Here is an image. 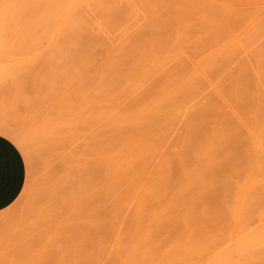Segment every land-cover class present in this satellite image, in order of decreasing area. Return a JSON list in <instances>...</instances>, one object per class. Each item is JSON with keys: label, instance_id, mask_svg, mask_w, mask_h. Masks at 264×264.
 Listing matches in <instances>:
<instances>
[{"label": "rangeland", "instance_id": "rangeland-1", "mask_svg": "<svg viewBox=\"0 0 264 264\" xmlns=\"http://www.w3.org/2000/svg\"><path fill=\"white\" fill-rule=\"evenodd\" d=\"M0 9V121L27 164L0 264H264V0Z\"/></svg>", "mask_w": 264, "mask_h": 264}, {"label": "crops", "instance_id": "crops-1", "mask_svg": "<svg viewBox=\"0 0 264 264\" xmlns=\"http://www.w3.org/2000/svg\"><path fill=\"white\" fill-rule=\"evenodd\" d=\"M27 180V164L18 145L0 133V212L21 195Z\"/></svg>", "mask_w": 264, "mask_h": 264}, {"label": "bare ground", "instance_id": "bare-ground-1", "mask_svg": "<svg viewBox=\"0 0 264 264\" xmlns=\"http://www.w3.org/2000/svg\"><path fill=\"white\" fill-rule=\"evenodd\" d=\"M2 2V1H1ZM5 2V1H4ZM12 2H13V0H12ZM15 2V1H14ZM18 2V1H17ZM8 3H9V1H8ZM19 3V2H18ZM23 3V2H22ZM4 4V3H3ZM17 4V3H16ZM7 5H9V4H7ZM12 5V7H13V4H11ZM20 5V4H19ZM4 7V6H3ZM2 7V8H3ZM8 7H10L11 8V6L9 5V6H7V8ZM4 9V11L5 10H9V9ZM2 9V10H3ZM1 10V9H0ZM1 10V11H2ZM14 10H15V7H14ZM21 10V9H20ZM11 11H13V10H11ZM6 12V11H5ZM20 12V11H19ZM1 14H3V12L2 13H0V16H1ZM10 14V13H9ZM13 14H14V12H13ZM16 14V13H15ZM19 14V13H18ZM64 14V13H63ZM62 14V15H63ZM10 15H12V14H10ZM3 16V17H2ZM1 17L2 18H4V14L2 15ZM7 16V15H6ZM16 16V15H15ZM0 17V18H1ZM10 17V16H9ZM17 17V16H16ZM60 17H62V16H60ZM0 19V21H1V23L0 24H3L4 23V25L3 26H5V23L7 22V21H9V20H6V21H2L3 19ZM10 18H12V17H10ZM64 18V17H63ZM14 19V18H13ZM18 19V18H17ZM10 20H12V19H10ZM3 22V23H2ZM18 22V21H17ZM21 22V21H20ZM8 23H10V21L8 22ZM15 24V23H14ZM8 24H6V26H7ZM12 25V24H11ZM16 25V24H15ZM0 27L2 28V31L1 32H3V28H5V27H2V25H0ZM30 28H27V29H25V30H29ZM16 30V29H15ZM0 32V33H1ZM16 32V31H15ZM23 32V31H22ZM26 32V31H25ZM2 34V33H1ZM1 36V38H2V35H0ZM79 114V116H81L82 114H80V113H78ZM85 114V113H84ZM89 114V113H88ZM49 116H52V115H50V114H48ZM63 117V116H62ZM68 116H66V118H67ZM71 117V116H70ZM69 117V118H70ZM45 118H48L47 116L45 117ZM57 119V118H56ZM63 119V118H62ZM46 120V119H45ZM7 125V123H2L1 121H0V133L1 134H4L5 136H7V137H9L10 139H12L15 143H17V145H18V147H21L22 149L24 148V146H23V143L21 142V138L19 139V137L15 134V132L14 131H12V128H11V126L10 125ZM73 125V124H72ZM78 125V124H77ZM9 126V127H8ZM68 126V125H67ZM66 126V127H67ZM76 126V125H75ZM82 126V125H81ZM69 127V126H68ZM67 127V128H68ZM77 128L76 129H78V126H76ZM63 128H65L64 126H63ZM69 128H71V127H69ZM68 128V129H69ZM75 129V130H76ZM14 130V129H13ZM71 130V129H70ZM69 131V130H68ZM77 131H79V130H76V132ZM70 132V131H69ZM73 132V131H72ZM80 133V132H79ZM20 134V133H19ZM69 141V140H68ZM70 141H71V139H70ZM72 142V141H71ZM86 143H89L88 142V140H87V142ZM85 143V144H86ZM86 146V145H85ZM88 147V146H87ZM74 148V147H73ZM79 148V147H78ZM24 150V149H23ZM128 150H129V148H128ZM133 150V149H132ZM132 150H129V151H132ZM84 151V150H83ZM126 151V150H125ZM85 155V154H84ZM133 158H134V156H133ZM72 159V158H71ZM139 160H141L140 159V157H139V155H136L135 156V158L134 159H131L130 157L128 158V160L127 159H125V161L127 162V165L125 166V167H127V168H129V169H136V170H140V173L143 175V171H142V169H139V168H137V167H141V162L139 161ZM72 161V160H71ZM101 161V160H100ZM77 162V161H76ZM70 163V162H69ZM101 163V162H100ZM120 163V162H119ZM122 163H123V161H122ZM122 163H120V164H122ZM113 164V163H112ZM118 165L117 167H119V166H121V165ZM90 165V164H89ZM117 165V164H116ZM100 166V165H99ZM109 166V165H108ZM107 167V166H106ZM124 167V166H123ZM142 168V167H141ZM82 169V168H81ZM105 169V168H104ZM118 169V168H117ZM117 169L115 168L114 170V172L116 173V171H117ZM144 169V168H143ZM73 170V169H72ZM107 170V169H106ZM106 170H105V172H106ZM124 170H125V168H124ZM118 171H120V170H118ZM75 172V171H74ZM113 172V173H114ZM152 172V171H151ZM150 172V173H151ZM109 173H110V171H109ZM108 173V174H109ZM119 174H118V177H116V178H114L113 179V181H114V183H112L110 180L112 179V178H110L108 181H110V185H112V186H110V188H111V192L110 193H113V195H110V196H113L112 198H114V196H116L115 194L119 191V190H122V187H123V185L124 184H126L127 182H125L126 180H125V178H127V176H125L126 175V172H124V171H120V172H118ZM72 174V173H71ZM85 174V173H84ZM103 174V173H102ZM101 174V175H102ZM106 174V176H107V172L106 173H104V175ZM128 174V173H127ZM79 175V174H78ZM82 175H83V173H82ZM113 175V174H112ZM128 175H130V174H128ZM135 175V174H134ZM146 173H145V175L143 176L144 177V179H145V177H146ZM71 176V175H70ZM74 176H75V174H74ZM90 176V175H89ZM90 177H92V176H90ZM106 178L105 176H102V178ZM129 177V176H128ZM150 177V176H149ZM74 178H76V177H74ZM141 178H142V176H141ZM98 179V178H97ZM96 179V180H97ZM115 179H116V181H115ZM147 179H149V178H147ZM162 179V178H161ZM164 179V178H163ZM90 180H92V179H90ZM125 180V181H124ZM136 180V179H135ZM141 180V179H140ZM143 180V179H142ZM156 180V179H155ZM76 181V180H75ZM98 181V180H97ZM163 181V180H162ZM166 181V180H165ZM140 182V181H139ZM147 182V181H146ZM78 183V182H77ZM94 183V182H93ZM103 183V182H102ZM156 183H158V185H159V182H156ZM73 184H74V182H73ZM97 184V183H96ZM108 184V185H109ZM139 184V183H138ZM144 184H145V182H144ZM150 184V183H149ZM166 184V183H165ZM91 186H92V184H90ZM106 185V189H107V187H108V185L107 184H105ZM141 185V184H140ZM94 186V185H93ZM136 186V185H135ZM150 186V185H149ZM157 186V185H156ZM156 186H154L153 187V191H154V193L156 192V188L158 187H156ZM160 186V185H159ZM81 187H82V185H81ZM137 187V186H136ZM156 187V188H155ZM78 188V187H77ZM138 188V187H137ZM105 188H104V190L105 191H107ZM158 189H161V188H158ZM77 190V189H76ZM83 190V189H82ZM85 190V189H84ZM110 190V189H109ZM137 190V189H136ZM143 190V189H142ZM104 191V192H105ZM132 191V190H131ZM131 191H129V194H130V192ZM84 192V191H83ZM158 192H160V191H158ZM80 193L82 194V191H80ZM109 192H106V194H108ZM115 193V194H114ZM120 192H118L117 193V195H119L120 196V194H119ZM132 193V192H131ZM84 195V194H83ZM133 195H134V193H133ZM154 195V194H153ZM118 196V197H119ZM117 197V196H116ZM115 197V198H116ZM156 198H158L159 199V197H156ZM117 199H119V198H117ZM152 199V198H151ZM112 200H114V199H112ZM122 200V199H121ZM120 200V201H121ZM129 202H127V203H124V201H123V203L125 204V206H127L130 202H132V198L129 196ZM117 201V200H116ZM134 201H136V206H137V209H138V211H140V210H142L141 208H142V201H139V200H137V199H135ZM122 202V201H121ZM154 202V201H153ZM152 202V203H153ZM150 203V202H149ZM154 203H156V202H154ZM134 205H135V203H133ZM157 204V203H156ZM155 204V205H156ZM79 205H80V203H79ZM131 205V204H130ZM143 205H145V204H143ZM150 205V204H149ZM148 205V206H149ZM81 206V205H80ZM118 206V205H117ZM85 207V206H84ZM76 208H77V206H76ZM80 208V207H79ZM75 210V209H74ZM261 232H262V230H261Z\"/></svg>", "mask_w": 264, "mask_h": 264}]
</instances>
